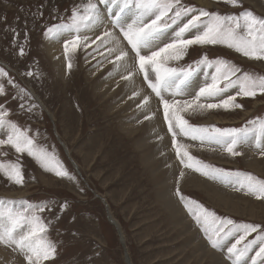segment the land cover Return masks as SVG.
<instances>
[{"label":"rangeland","instance_id":"374dc122","mask_svg":"<svg viewBox=\"0 0 264 264\" xmlns=\"http://www.w3.org/2000/svg\"><path fill=\"white\" fill-rule=\"evenodd\" d=\"M204 1L205 5L208 3L211 6L206 7L196 0H183L185 4L198 9L218 11L221 14H238L242 10H250L255 15L264 17V0H243L242 9L225 6L223 3H217L216 0ZM83 2L84 0H0V67L5 69L18 86L13 87L7 84V78L4 79L6 94L0 95V105H4L9 110L8 119L21 128L31 129L29 135H36L38 131L37 143L54 152L64 167L75 177L74 181L59 178L54 173L45 171L26 153L17 154L10 146H3L0 149V162H19L22 166L24 183L23 185L10 183L0 174V199L14 201L15 203L9 206L16 209L27 205H55L52 212L40 213L45 218V222L51 220L47 236L57 245L55 259L46 261L45 264H127L120 235L117 228L108 220L110 216L107 215L108 206L106 207L102 198L107 200L113 216L121 223L125 244L133 264H208V259L204 258L205 261L200 262L192 252V248L185 247L187 240L194 237L193 234L199 235L207 248L219 254L225 264H231L224 252L210 246L200 226L178 200L175 195L177 185L173 195L174 198L176 196L175 200L188 218L187 224L184 223L183 227L174 226L169 213L163 208L159 186L167 178L168 172L156 173L162 160L160 162V159H156L154 163L150 161L157 142H150L146 146L142 141L148 130L149 119H140L139 109L133 111L134 113L123 108L111 112L110 109L117 104L121 93L117 89L99 90L103 80L112 73L118 62L106 61L108 56L106 52H100L101 49L94 52L96 44L91 48H84L81 45L76 51L65 53L63 37L49 38L45 35L48 26L62 22L56 17L67 20L73 6ZM38 5H44L43 16L33 15ZM115 9H117L115 6L107 8L101 6L104 25L99 27L100 35L110 29L112 34L114 32L113 35L120 38L133 58L134 53L127 45L123 33L112 22L113 13L117 11ZM127 14L132 15L131 12ZM125 16L126 14L122 18ZM130 23L122 20V25L125 27ZM13 28L19 32V37H14ZM25 32L28 35L27 43L24 44L25 55L20 56L19 46L24 42ZM86 34L90 40L96 39L91 38L90 32ZM171 38L172 30H169L167 39ZM48 42H56L60 45V58L64 63L63 75L55 65L56 59L53 60L47 51ZM96 43L100 42L97 40ZM205 55L209 60L223 59L236 65L241 69V74L246 72L257 77L264 76V61L245 57L225 45H193L188 49L184 59L178 62L169 61L168 66L184 68L194 65V62ZM133 62L135 64V61ZM69 63L71 68L68 66ZM29 72L33 75H27ZM212 72L213 69L210 68L197 71L186 85L180 86L183 89L180 95L175 94L177 91L175 88L166 90L163 94L170 101L190 99L205 81L210 79ZM134 74L143 85L145 84L144 87L149 89L157 103L165 133L170 140L171 154L179 169L196 180L208 182L226 194L259 207L260 210L254 212L256 216L243 213L242 209L250 211V207L243 205V207L238 206L241 209L235 212L236 209L213 201L204 188L198 189L179 182L181 192L215 211L219 216L231 218L237 223L259 224L264 228V200H258L244 191H235L231 186L210 180L191 169H181L183 166L179 164L171 141V133H168L167 122L163 117V103L144 79L138 64H135ZM149 79H154L151 70ZM22 89L32 94L33 102L40 105L39 109L28 113L19 108L21 101L13 99V96L23 95ZM230 91L235 92L236 89ZM37 96L47 109L36 100ZM237 102L241 103L243 108L229 111L213 109L198 114L186 113L185 118L194 126H215L220 129H239L245 126L251 128L254 126L251 123L253 121L264 122V95L238 98ZM127 122H135V126L138 124L139 126L130 134L122 129V125ZM4 131L6 130H0V138L3 137ZM178 140L193 145L190 148L191 154L206 164L230 173H250L259 180H264V155L260 154L261 149L256 146L255 133L249 135L245 144L247 147L243 145L239 149L243 152L240 156H231L219 146L201 148L199 141H191L185 137H178ZM63 145H67L70 150V157ZM244 157L253 158L260 167L256 171L253 170ZM70 158L76 162L81 175L74 168ZM64 202H67L68 207L61 212L60 205ZM57 213H59L58 219L55 218ZM184 227L193 228V234L187 236ZM255 235L256 233H253L248 239H252ZM0 249L11 253L20 261L23 260L20 255H16L3 245H0ZM22 262L25 264L24 260Z\"/></svg>","mask_w":264,"mask_h":264},{"label":"snow or ice","instance_id":"6c2138e0","mask_svg":"<svg viewBox=\"0 0 264 264\" xmlns=\"http://www.w3.org/2000/svg\"><path fill=\"white\" fill-rule=\"evenodd\" d=\"M232 8H243V0H216ZM101 6L105 8L115 6L112 22L123 33L127 45L134 53L129 58V51L123 48L112 47L108 49L109 56H115L117 67L127 75L124 80L131 81L135 71V64L143 73L152 91L163 103V117L167 122V130L171 133L172 143L175 148L179 164L184 169H191L210 180H217L225 186H231L235 191H244L253 195L258 200H264V180H259L250 173H230L224 169L206 164L192 155L191 144L182 143L178 137H185L191 141H199L201 148L205 146L222 147L231 156L243 155L239 149L248 141L249 135L255 133L256 146L264 155V122L253 121V127L220 129L215 126H194L185 114H198L213 109L225 111L243 108L238 103V98H254L257 94L264 95V76H254L242 73L241 69L223 59L209 60L205 55L194 65L184 68L168 66L169 61H180L185 58L188 49L193 45H225L245 57L253 60L264 61V17L254 14L250 10H242L238 14H221L218 11H208L185 4L183 0H84L75 4L67 20L62 17V22L48 26L45 35L49 38L63 37L65 53L76 51L81 45L91 48L96 44L94 52L107 43L112 42V32L104 31L95 40H90L86 34L97 27H103L104 18ZM44 5L36 7L34 16H43ZM128 12L133 13L135 19L126 27L122 25V16ZM169 30L172 38L167 39ZM14 37H19V32L12 29ZM109 38V39H104ZM28 35L25 32L24 42L19 46V55H25L24 44ZM97 40L100 42L97 44ZM15 42V40H14ZM91 54V53H89ZM135 61V64L132 63ZM122 62V63H120ZM69 68L71 64L69 63ZM202 68L213 69L210 79L205 81L198 92L190 99H172L164 96L166 90L175 88L176 95L182 94L180 87L186 85L191 77ZM154 74V79H149V71ZM27 75L32 76L29 72ZM7 84L15 85L3 67H0V95L6 94L4 79ZM231 89H236L231 92ZM23 95L17 94L13 99L21 102L22 111L32 113L40 108L33 102L34 97L27 90H21ZM139 93H134L138 95ZM148 98L143 103L147 105ZM10 112L0 105V149L10 146L17 154H27L36 160L47 172L54 173L59 178L74 181L75 177L64 167L54 152L37 143L36 135H29L30 128H21L17 123L8 119ZM155 115V113H152ZM150 116L146 115L145 119ZM162 138V137H161ZM214 150V149H213ZM2 177L17 185H23L24 176L19 162H0ZM183 170L179 179L184 177ZM178 200L183 203L189 214L200 226L204 236L213 249L226 254L231 264H264V228L259 224L237 223L231 218L222 217L196 200L186 197L179 187L175 190ZM14 201L0 199V245L20 255L25 264H45L54 260L57 255V245L47 236L51 220L45 222L40 215L45 211L52 212L55 205H27L16 209L9 205ZM68 207L67 202L60 205L62 212ZM56 219L59 218L57 213ZM256 235L252 239L248 237ZM229 241H231L229 243Z\"/></svg>","mask_w":264,"mask_h":264},{"label":"bare ground","instance_id":"6f19581e","mask_svg":"<svg viewBox=\"0 0 264 264\" xmlns=\"http://www.w3.org/2000/svg\"><path fill=\"white\" fill-rule=\"evenodd\" d=\"M196 1H199L200 4L202 3V4L205 5V3H204L205 1L204 0H196ZM205 6L209 7L211 5L206 3ZM115 10H117V9H115ZM102 15H104L103 11H102ZM133 16H134L133 13H132V15L131 14H126V16L124 18H122V20L125 23H130L131 20L133 21ZM105 25H106V23H105ZM109 31H110V29H109ZM90 33H91L90 34L91 38L95 39L98 35L101 34V31L99 30V27H97L94 30L90 31ZM113 34H114V32H113ZM113 34H112V38H111L112 42L107 43V44H105L104 46H102L100 48L101 49L100 52H106V55L108 56L106 61L107 60L108 61H110V60L111 61L112 60L115 61V56H111V57L109 56V52H108L109 48H112V47L115 46L117 48H123L125 50H128L126 48V46L120 41V38H118L117 36H115ZM107 39H109V38H107ZM46 48H47V51L50 54L51 58L53 60L56 59L55 65H56L57 69L59 68L58 69L59 73L61 75H63V73H64V71H63L64 70V63H62L63 60L60 58V55H61L60 45L56 44V42H48L46 44ZM90 56H93V55L91 54ZM131 58L132 57H131V54L129 52V58H126V59H131ZM82 62H84V61L82 60ZM97 63H99V62H97ZM120 63H122V62H120ZM132 63H134V62L132 61ZM94 67H96V66H94ZM117 68L118 67H116L112 71V73L110 72L111 74H109V76H107V78L103 80L104 82H102L101 85L99 86V90L100 91L101 90L110 91L112 89H114V90L117 89L121 93V95L118 98V101L116 102L117 104L113 105L112 108L110 109L111 112H113L115 110L118 111L119 108H123L124 110H127L128 112H133V111L139 109V111H141L140 112V114H141L140 115V119H145L146 115L150 116V118L148 120L149 121L148 122L149 123L148 124V130L146 132V136L143 138L142 141L146 143V146L148 144H150V142H157L156 148L152 152L150 161L152 163H154L155 161H157L156 159H160V162L162 160L160 166L157 167L158 169L155 172L156 173H158L159 171H163V172L167 171L168 172V174L166 176L167 178L159 186L160 187L159 189L161 191V193H160V201H161V204H162L163 208L166 210L167 213H169L168 214L169 217L172 218V220L174 222V226H176V227L182 226L183 227V224L184 223L187 224L186 222H188V218L185 216V214L183 213L182 209L180 208L178 202L175 200L176 196L174 198V195H173L175 187H176L178 181L180 183L185 184V185L186 184L187 185H192V186H194L195 188H198V189L204 188L209 193V195L212 197L213 201H215L216 203H221V205H226V206H228V208L231 207L232 209H236L235 212H237L238 210L241 209L238 206H242L243 207V205H244L246 207H250V211L249 212H247L245 209H242L243 213H248L250 215L256 216L257 214H255L254 212H259V210H260L259 207H255L254 205H250L249 203H247L244 200H241V199L239 200V199H237L236 197H234L231 194L230 195L226 194L225 192L216 189L215 187H213L208 182L205 183L202 180L201 181L196 180L193 176L187 175L186 172H185L184 178H182L181 180L179 179V173H180L181 170L179 169L177 163L175 162V160H174L175 158L171 154L172 150L170 149V140H169L168 135L165 133L166 131H165L164 127H163L164 126L163 125L164 122L162 124L160 112H159V109H158V106H157V103H156L155 99L150 94V91H148L149 89H146L144 87L145 84L143 85L141 80L137 76H135V74L133 75L131 81L124 80L122 78V76L123 75H127V73L124 72L121 68H118V69ZM88 70H90V69H88ZM87 73H88V71H87ZM89 75H92V74L89 73ZM89 75H87V76H89ZM90 77H92V76H90ZM117 90H116V92H117ZM190 90H192V88ZM134 93H139V94L138 95H134ZM34 95H36V94L34 93ZM145 97L148 98V103H147V105H144V107H140L139 105H141L143 103V100H144ZM36 100L41 104V106H43V107L45 106L44 103L41 101V99L38 96H37ZM44 108L47 109L46 106ZM152 113H155V115H152ZM49 114H50V112H49ZM213 119H215V118H213ZM138 126H139V124L135 126V122H127V123L122 125V129L125 132L131 134V133H133L134 130H136V128ZM171 141H172V139H171ZM64 146H65V149H66V151H67V153H68V155L70 157V154H69L70 150L68 149L67 145H64ZM249 151L251 152V150H249ZM244 159H245L246 163H248V165H250L251 168L253 170H255V171L257 170V168L260 167V164H258V162L256 160H254L253 158L250 159L249 157H246V158L244 157ZM75 164H76V162H75ZM181 169H183V167H181ZM224 194H226V195H224ZM104 201H105L104 203L106 204V206H108L110 219H112V221H113L112 222L113 224L111 222L110 223L112 225H114L119 230L120 239L125 243V235H124L122 226L120 225L121 223L113 216L111 208H110V205L107 202V200L104 199ZM183 214H184V216H182ZM184 230H185V233H186L187 236L193 234L192 230L194 231L193 228L190 229L189 227H184ZM193 235H194V237H192V238L187 240V244L185 245V247L192 248V252L200 260V262H202V260L205 261L204 258H206V259L209 260V261H207L208 264H225L223 259L220 256H218L219 254L217 255V254L213 253L210 250V248L209 249L207 248V246L202 241L203 239L201 240V237L199 235H196V234H193ZM125 246H126V244H125ZM126 249H127V247H126ZM126 254H127V256H125V260H127L126 263L127 264H133L128 249L126 250ZM20 258H22V257H20ZM22 261H20L19 259H16L11 253L0 249V264H23Z\"/></svg>","mask_w":264,"mask_h":264},{"label":"water","instance_id":"95a60500","mask_svg":"<svg viewBox=\"0 0 264 264\" xmlns=\"http://www.w3.org/2000/svg\"><path fill=\"white\" fill-rule=\"evenodd\" d=\"M63 144V143H62ZM64 146V145H63ZM64 148H65V146H64ZM66 150V149H65ZM67 152V151H66ZM73 162V161H72ZM73 165H74V167L76 168V169H78L77 168V165L73 162ZM101 200H103L104 201V199L102 198ZM105 202V201H104ZM107 207V206H106ZM107 215H109V212H107ZM108 220H109V222H113L112 221V219H110V216H108ZM113 224V223H112ZM117 231H118V233H119V230L117 229ZM119 235H120V233H119ZM120 242H121V244L123 245V247H124V249H125V256H127V254H126V246H125V243L122 241V240H120ZM128 258V257H127ZM127 261V260H126ZM129 261V260H128Z\"/></svg>","mask_w":264,"mask_h":264}]
</instances>
